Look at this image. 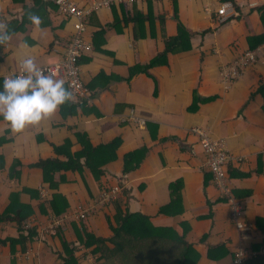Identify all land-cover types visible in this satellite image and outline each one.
Segmentation results:
<instances>
[{
  "label": "crops",
  "instance_id": "0c3cea01",
  "mask_svg": "<svg viewBox=\"0 0 264 264\" xmlns=\"http://www.w3.org/2000/svg\"><path fill=\"white\" fill-rule=\"evenodd\" d=\"M36 1L0 2V23L12 29L0 53V79L17 72L26 55L41 68L66 59L74 20L61 16L54 0ZM69 1L90 11L83 38L91 51L78 63L89 95L73 96L82 109L72 117L63 118L59 107L20 131L0 118V216L11 209L14 197L17 204L9 217H0V264H62L64 240L78 241L74 225L85 234L82 220L74 217L77 208L92 205L103 190L116 186L122 188L118 199L85 218L86 231L107 240L110 251L115 244L107 217L116 214L119 203L155 227L172 228L196 252V264H232L240 246L249 250L248 264H264V0L229 2L234 15L223 25L213 22L220 5L228 3L223 0H138L132 5L113 0L98 10L93 5L101 0ZM30 13L41 18L38 27L28 19ZM181 33L185 37L173 46L174 53H166L167 43ZM248 52L256 53V63L238 79L225 81L223 71ZM194 128L221 141L230 154L225 171L231 194L216 186ZM77 134L86 135L93 147L118 140L117 158L101 167L96 180L85 165L56 173L55 180L64 178L56 191L69 206L61 215L43 213L40 202L52 200L54 193L44 184L40 162H66L68 154L81 149ZM137 151H143V159L125 174L126 156ZM230 196L240 203L249 226L245 239L231 220ZM20 206L34 212L24 227L37 231L26 249L11 244L22 234L16 218ZM162 208L170 213H161ZM65 215L69 218L56 234L46 232L54 217ZM126 252L143 255L139 246ZM76 256L80 264H134L110 252L102 259L82 244Z\"/></svg>",
  "mask_w": 264,
  "mask_h": 264
},
{
  "label": "trees",
  "instance_id": "16d2710c",
  "mask_svg": "<svg viewBox=\"0 0 264 264\" xmlns=\"http://www.w3.org/2000/svg\"><path fill=\"white\" fill-rule=\"evenodd\" d=\"M38 1L43 0H37L35 3H38ZM223 1L228 3L231 2L233 4V0ZM236 12H238V9H236ZM9 28L8 31L11 36L12 29ZM184 37V33H181L177 38L170 41V43L168 42L166 45V53L173 54V46L180 43ZM3 46L4 45H0V53L3 49ZM81 59L79 60V64L81 63ZM1 60L2 56H0V61ZM65 87L69 89V87ZM69 102H71V107H67L65 105L60 106L61 116L63 118L72 117L73 113L76 112V108L80 107L79 102L74 97L69 100ZM80 109H82V107H80ZM76 137L81 149L73 154H68L69 158L66 162H60L58 160L51 159L40 162L41 167L44 170V184L48 185L54 193L52 200H42L43 202H40V209L43 213L61 215L62 213L66 212L69 206L66 198L56 191L58 189L59 182L64 180L63 177H61L60 180H55L56 173L60 172L61 170H81L82 165H85L89 169L93 179L96 180L103 174L101 167L105 163L114 161L117 158L116 150L120 145L118 140L113 141L108 145H99L93 147L89 143L86 135L77 134ZM65 150H56V153L58 154V152ZM81 159H84L83 163L81 162ZM125 159L124 173L127 174L138 167L140 161L143 159V151H137L135 153L129 154ZM38 195H40L39 192ZM174 198L177 199V197ZM236 198L239 199L237 196ZM175 199L172 200V203H174ZM14 200L15 197L11 200V209H8L7 213L3 214V216H0L1 218L10 216V210H14L15 206L17 205L16 201ZM20 207H22V212L18 214L16 218L18 220L22 234L17 240H12L11 244L14 246L17 243H21L22 248L26 249L27 242L34 239L37 231L35 228L28 229L24 227L23 224V222L30 215L34 214L32 209L30 207ZM18 212H20V210H18ZM161 213L169 214L170 212H166L165 208H162ZM107 220L114 233L113 238H110V242L115 244V249L110 251L106 245L107 240L101 237L96 238L89 234L86 231L84 219L81 222L83 224V231L85 233L84 236L79 231L77 226L74 225V230L78 235V241L74 245H71L73 243L68 242L67 240H64L63 242L66 256L62 255V264H80L79 259L76 256L77 246L80 244L84 245L88 249H91L93 253H100V258L102 259L105 256H108V253L110 252L112 256L116 257L117 254H120L127 258L128 262L133 261L134 264H196L197 262V254L192 250L191 245H188L183 240V237L178 235V233L172 228L155 227L149 222L147 217L137 213H130L129 211L124 210L119 203H116V214L111 217H107ZM24 232L28 233L27 236L23 235ZM59 232H61V230ZM61 237L64 238V236ZM138 246L141 248V252H143L142 256L138 254L134 257H131L127 252L125 253L126 250L133 252L134 248L136 249Z\"/></svg>",
  "mask_w": 264,
  "mask_h": 264
},
{
  "label": "built area",
  "instance_id": "2783aa9c",
  "mask_svg": "<svg viewBox=\"0 0 264 264\" xmlns=\"http://www.w3.org/2000/svg\"><path fill=\"white\" fill-rule=\"evenodd\" d=\"M7 0H0V2H5ZM138 0H127V3L132 5ZM155 3L159 2H170L172 0H147ZM54 4L58 8V12L61 16L74 20L73 30L74 36L72 37L70 44L67 47V52L65 60L58 65L45 67L42 70L53 77L63 78L65 84L69 87V90L73 93L76 98H86L89 94L88 91L83 87L80 81V70H79V60L85 55L89 54L91 51V45L84 41L85 24L88 21L90 11L82 9L72 3L69 0H54ZM124 1L119 0V3ZM113 0H101L93 5V9H103L112 6ZM234 15V9L231 3H223L220 5L215 13L213 22L217 25H223L227 20ZM256 63V53L248 52L242 55L238 62H236L232 67L223 71V78L227 82H232L239 78L243 70ZM143 123V122H142ZM141 123V124H142ZM193 132L200 137V144L203 148L204 154L206 156V165L212 174V178L216 183V186L227 193L231 194L226 183V171L225 167L231 159L230 154L226 151L224 144L221 141L211 140L207 133L200 129L194 128ZM122 188L116 186L110 190H103L97 200L93 202L92 205L87 207L80 206L75 211L74 217L77 220H84L88 216L97 212L102 206L112 201H115L120 196ZM43 196H46L44 189L41 190ZM230 206V217L236 228L240 232L241 239L248 237L247 231H249V226L242 220V207L240 203L232 196L228 197V202ZM68 216L58 219L54 217L51 224L47 227L46 232L50 234H56L59 227L64 225ZM69 218V217H68ZM249 255V250L240 246L234 252L232 259V264H248L247 259Z\"/></svg>",
  "mask_w": 264,
  "mask_h": 264
},
{
  "label": "clouds",
  "instance_id": "9594fccd",
  "mask_svg": "<svg viewBox=\"0 0 264 264\" xmlns=\"http://www.w3.org/2000/svg\"><path fill=\"white\" fill-rule=\"evenodd\" d=\"M28 19L34 26L41 24L34 13ZM10 38L7 25L0 23V45H7ZM72 98L63 78L44 72L32 56L26 55L20 59L17 72L0 79V118L13 131H20L39 124Z\"/></svg>",
  "mask_w": 264,
  "mask_h": 264
}]
</instances>
